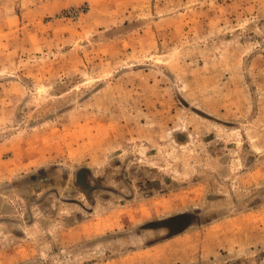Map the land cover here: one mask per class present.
I'll return each mask as SVG.
<instances>
[{"label": "rangeland", "instance_id": "374dc122", "mask_svg": "<svg viewBox=\"0 0 264 264\" xmlns=\"http://www.w3.org/2000/svg\"><path fill=\"white\" fill-rule=\"evenodd\" d=\"M0 264H264V0H0Z\"/></svg>", "mask_w": 264, "mask_h": 264}]
</instances>
